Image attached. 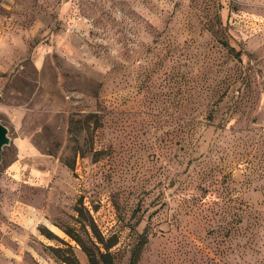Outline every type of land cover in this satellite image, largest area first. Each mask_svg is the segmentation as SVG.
Segmentation results:
<instances>
[{"label": "rangeland", "instance_id": "rangeland-1", "mask_svg": "<svg viewBox=\"0 0 264 264\" xmlns=\"http://www.w3.org/2000/svg\"><path fill=\"white\" fill-rule=\"evenodd\" d=\"M0 121L1 264H264V0H0Z\"/></svg>", "mask_w": 264, "mask_h": 264}, {"label": "trees", "instance_id": "trees-1", "mask_svg": "<svg viewBox=\"0 0 264 264\" xmlns=\"http://www.w3.org/2000/svg\"><path fill=\"white\" fill-rule=\"evenodd\" d=\"M66 231L82 245L83 250L88 255L90 264H115L114 256L110 248L117 240L113 239L112 241H107L101 231L94 226L95 238L93 241L94 246H92L88 244L80 234L74 232V230L67 228ZM143 235H145V237L132 249L131 264L137 263L143 245L148 241L146 234H142V236ZM63 260L67 261L68 264H81L73 250H71L70 254L64 257Z\"/></svg>", "mask_w": 264, "mask_h": 264}, {"label": "crops", "instance_id": "crops-1", "mask_svg": "<svg viewBox=\"0 0 264 264\" xmlns=\"http://www.w3.org/2000/svg\"><path fill=\"white\" fill-rule=\"evenodd\" d=\"M13 206L8 207L7 211H8V219H14V214H13ZM12 208V209H11ZM0 221H2L1 217H0ZM6 222V221H5ZM2 227V223L0 224V228ZM7 230V228H4ZM10 251V247L8 246V244L4 241V239H2L1 235H0V264H1V257L2 255L4 256V259L6 260L8 258V253ZM10 260V259H9ZM20 263V262H18Z\"/></svg>", "mask_w": 264, "mask_h": 264}, {"label": "water", "instance_id": "water-1", "mask_svg": "<svg viewBox=\"0 0 264 264\" xmlns=\"http://www.w3.org/2000/svg\"><path fill=\"white\" fill-rule=\"evenodd\" d=\"M8 132V127L0 121V161L2 159V151L4 145L10 142V136Z\"/></svg>", "mask_w": 264, "mask_h": 264}]
</instances>
